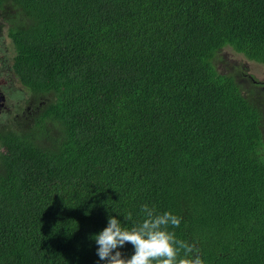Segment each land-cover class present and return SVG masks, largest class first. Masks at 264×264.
Returning a JSON list of instances; mask_svg holds the SVG:
<instances>
[{
	"label": "trees",
	"instance_id": "16d2710c",
	"mask_svg": "<svg viewBox=\"0 0 264 264\" xmlns=\"http://www.w3.org/2000/svg\"><path fill=\"white\" fill-rule=\"evenodd\" d=\"M0 14L30 95L0 116V264H106L92 237L145 204L181 218L169 231L204 264H264V97L238 62L217 67L224 48L264 66V0H0Z\"/></svg>",
	"mask_w": 264,
	"mask_h": 264
},
{
	"label": "clouds",
	"instance_id": "9594fccd",
	"mask_svg": "<svg viewBox=\"0 0 264 264\" xmlns=\"http://www.w3.org/2000/svg\"><path fill=\"white\" fill-rule=\"evenodd\" d=\"M235 61L245 73L241 59ZM141 211L145 219L131 228L124 226L116 216L109 215L107 226L92 237L98 245L100 260L106 264H204L194 244L177 239L175 232L169 231V226L179 227V216L167 211L156 214L155 209L146 204ZM124 219L130 220L131 213ZM126 242L135 249L130 258L122 256L118 250Z\"/></svg>",
	"mask_w": 264,
	"mask_h": 264
},
{
	"label": "flooded vegetation",
	"instance_id": "af4514ba",
	"mask_svg": "<svg viewBox=\"0 0 264 264\" xmlns=\"http://www.w3.org/2000/svg\"><path fill=\"white\" fill-rule=\"evenodd\" d=\"M4 38H5V35L3 34V32H0V95L3 96V100L1 101L2 105L0 108V116L5 114L6 112L11 111V109L9 108L10 105L13 106V110L15 106L24 105V110L22 111V113L24 112L28 113L30 110L29 96L25 91L26 88L20 83V81L13 74V69H12L13 54L11 53L10 48L7 44L3 46ZM244 70L246 73V74L244 73V75H247L251 79V81L256 84L257 88L260 90L258 94L261 96H264V79L262 80L258 79L253 75V77L257 79L256 80L252 76H250V73H248L247 71L249 70L248 65H244ZM15 79L22 85V87H24L23 90L22 88L16 89V90L22 91L21 97H20L22 102L15 101L13 99V91L9 87V84L11 82H15ZM248 95L252 100L257 98L254 96V93H248ZM37 105L38 107L41 106L40 101H38ZM262 111H264V108ZM263 123H264V119H263Z\"/></svg>",
	"mask_w": 264,
	"mask_h": 264
},
{
	"label": "rangeland",
	"instance_id": "374dc122",
	"mask_svg": "<svg viewBox=\"0 0 264 264\" xmlns=\"http://www.w3.org/2000/svg\"><path fill=\"white\" fill-rule=\"evenodd\" d=\"M4 14L6 16H8V15L11 16L7 11H5ZM1 22L4 23L2 20H1ZM2 32L5 35V38L3 39V46H5L7 44L10 48V51H12V54H13V48H12L11 43L9 41L10 39L8 37H6L5 28L3 29ZM220 55L222 56L223 61L218 62V64H217L218 68H220V66L225 67V69H228V71H229L230 70L229 66H231L236 59H241V61L244 65H248V67H249V70H247L248 73L254 75L258 79H261V80L264 79V66L262 64L254 62L253 60H246L241 54L233 52L230 48L222 49L220 52ZM9 87L13 91V99L15 101L22 102L21 98H20L22 91L16 90V89L22 88V90H23L24 87H22V85L16 79H15V82H11L9 84ZM243 88L246 89L248 93L253 92L255 97L258 96V91H256V90L250 91L249 83L244 82L242 84V89ZM26 93L28 94L27 91H26ZM28 96L30 97L29 94H28ZM256 100L257 99H254V101H256ZM261 106L264 108V103H261ZM9 108L11 109V111H13V106L10 105ZM3 115H5V114H3ZM5 117H7V116L5 115Z\"/></svg>",
	"mask_w": 264,
	"mask_h": 264
},
{
	"label": "water",
	"instance_id": "95a60500",
	"mask_svg": "<svg viewBox=\"0 0 264 264\" xmlns=\"http://www.w3.org/2000/svg\"><path fill=\"white\" fill-rule=\"evenodd\" d=\"M3 100V96L0 95V108H1V105H2V101Z\"/></svg>",
	"mask_w": 264,
	"mask_h": 264
}]
</instances>
